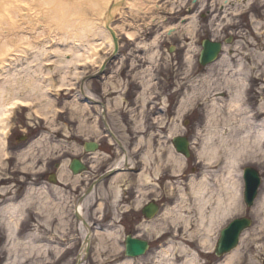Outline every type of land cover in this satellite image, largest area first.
Returning a JSON list of instances; mask_svg holds the SVG:
<instances>
[{"label":"rangeland","instance_id":"374dc122","mask_svg":"<svg viewBox=\"0 0 264 264\" xmlns=\"http://www.w3.org/2000/svg\"><path fill=\"white\" fill-rule=\"evenodd\" d=\"M228 1V4L225 5L224 0H156L159 11L148 13L144 16L136 15L134 14L135 12L131 14V11L126 9L121 16L117 17L115 23L125 27L127 31L136 30L140 35L138 39L133 42L129 41L124 35L121 36V56L115 62L109 63L110 69H108L106 73L110 74V76H107L106 79L101 78L102 82L101 86H99L101 88L102 98L105 97L109 99L110 103V110L107 111L106 117L103 118L102 112L99 114L94 111L95 109L90 113V109L83 104L84 102L81 98L66 96V92H61L60 95H57L55 91H52V98L55 101L56 107L59 109L57 117L53 118L54 128H44L43 134V131L36 129V127H44V121H39L35 118L31 119L32 117L28 120L25 119L23 114L20 115L19 121L17 120L14 122L7 139L11 143V146H16V144H18L15 141V137H22L23 135L28 136L37 132H39L37 137H39L41 141L44 140L43 143H58L56 142L58 140L60 141L59 143L64 144V148L58 150L56 154L65 152L66 150L68 151L69 148L67 145L81 146L84 140L85 142H100L102 146L95 154L97 158L94 165L97 166L96 169H99L101 174L117 167V164L121 162L122 158L124 156L126 157V154L121 152V150H116L117 156L119 153L122 156L117 158L118 160L116 161L111 160V156H116V153L113 151L114 147L110 145L113 141L110 137L106 136L109 133L105 128V123L109 125L112 133L117 135L118 138H126V143H123L124 147L129 145L130 147L134 145L135 147L141 146L143 150L146 151L148 146L147 142H152L153 155L156 157V160H153L148 166L147 173L151 176V180L146 183L147 186L143 189L148 190H144L140 198H136L134 193H139L140 180L138 174H141L143 169L145 170L142 164L140 165L141 170L138 174L132 173L133 170H129V172L124 173L126 174V176H124V181L115 184L116 186H120L123 191L117 203L113 199L110 183L112 184L113 179L119 174H115V176L103 181L99 186L103 189V192L100 193L98 189L95 195L88 198L90 203L87 205L85 203L84 214L90 224L92 223L94 226L98 227L105 221V215L107 220L112 223V225L109 224L102 227L111 230L114 229V231H116L117 248L113 249V252L110 250L103 251L99 254L100 258H97L98 242L93 239L91 254L85 258L83 264H116L118 260L123 259L122 256H124V254L122 249L125 245V238L127 235H133L140 239L148 240L151 245V249L148 253L143 257H139L136 264H152L154 258L158 256L161 249L164 246L166 247L173 239L175 245L181 244L183 235L189 236L188 238L190 239L191 234L189 235L185 228L182 230L179 227L176 228L175 225L171 226L172 224L170 221L166 223V229L163 230V233H165L164 235L157 231L159 229H153L152 226L149 227L150 225L148 226V224L150 223L155 226V221L145 222L146 220L141 213L142 207L148 200L153 198L156 199V203L161 205V212L156 219L163 218L160 214H165L168 208H173L174 206L181 208L180 204L183 203L182 195L179 188L174 186L173 183H176L175 181H183L182 189L185 190L183 193H185L187 198V201L183 203L185 207L183 213L185 217H193V222L196 220L197 209L194 206V199L192 198L191 188L188 184L193 177H196V181H199L201 175L208 170L207 165L203 162L198 163L200 161L198 156L202 146L204 147L206 131L207 128H209V124L206 120L207 115L211 110L212 112L215 111V107L216 110L221 109L224 112L222 116H219L221 114L217 115L219 119L222 117L230 118L231 121L228 125L223 123L222 127L226 125L230 126L228 133L235 129V131L231 133L233 136L239 138L245 137L246 132H248L250 128V120L255 123V129L258 126H264V0ZM170 27L175 28L171 36L167 34L168 32H165V29ZM209 37L222 42L228 39H233V41H231V45L225 49V58L222 59L225 60V64L219 61L215 65H211L209 67L210 69L208 68L209 70L201 71L198 69L197 59L201 51L202 40ZM50 50H52V48H50ZM105 51L106 50L102 51L101 59H108L112 53L111 50L108 53H105ZM252 55L256 57L253 58ZM32 56L33 55L30 57L32 58ZM57 56V54H54L45 59L52 60V63L56 65L59 61ZM228 56L232 58L234 65L239 61L245 64V71H249L251 68V71H253V73L248 76L250 82H248V84H251V88L248 86L247 89H245L246 93L244 94L242 105L239 111L235 112L237 121L231 118L233 113H231L229 109L232 97L230 95L231 92L226 91V87L215 89V87L217 88L225 81L222 75H220L223 71L231 68L232 70H228L231 76L232 73L238 70L237 68H232V66L230 67ZM247 56H250L252 59L250 58V61H248ZM153 58L155 59L154 61ZM28 61H30V59H27L26 62ZM99 61L100 59H97V61L85 65L84 68L80 67L79 70H81V72L84 70L94 74L95 70H97L96 66ZM20 63L22 64L24 62L21 61ZM43 64L45 68H49L46 62ZM10 67L14 69L16 65H11ZM34 68H36L35 64ZM114 70H117V73H114ZM74 71L75 69H72V72ZM81 72L78 71L79 74ZM218 76L221 80H218L219 82H217L215 86L211 82L217 79ZM237 76H240V74ZM103 77L105 78V75H103ZM53 78L56 80L55 76ZM47 81V79H44L43 84H47ZM147 83L150 87L146 90V93H144L143 86ZM93 87L95 88L94 85ZM103 89L106 91L103 92ZM69 93L75 94L76 92L70 91ZM189 95L194 96L192 98V104L184 107L182 102L184 99L190 101L187 100ZM119 98H122L123 105L116 106V101ZM251 101L253 103L256 102V106H254ZM258 105L259 107H257ZM72 106H77L78 111L74 110ZM251 106L254 107L251 109ZM34 109L35 108L30 107L29 109H25L22 113H28V111L32 113L31 111ZM179 109L185 111L179 115ZM255 112L258 114L261 112L262 117L259 120H256L258 115L253 116ZM98 115H100V120ZM179 116H183L182 119H179ZM244 119H247L249 123H242L241 120ZM97 123L100 133H96L97 135L89 133V128H93ZM193 123L199 124L197 134L199 150L197 151L196 159L193 157L188 160L187 158H183L185 159L183 162L185 178L181 179L179 176H175V178L172 177V174L169 175V173H171L170 170L165 173H160L164 175L163 177H159L160 174L157 175V168L161 162L158 163V160L160 157L166 160L169 149L173 147L171 142L174 137L185 136L191 139L193 134ZM241 124H243V127ZM20 125H25L29 132L26 134L20 131ZM83 126L86 128L82 129ZM250 129L252 130L251 133H254V128L251 127ZM74 130H77L75 134ZM175 130H178V133L170 137V134L175 132ZM130 133H136L138 135L137 140L140 141V145L134 144L132 146L131 142H134L136 138L130 139ZM67 136H70V139H68ZM224 137H226V135H224ZM227 139L230 147L234 148L238 146L232 138L228 137ZM218 141L219 139L217 138L216 143ZM31 144H33V142H31L30 145ZM7 151L11 153L10 149H7ZM70 151V153H74L76 150L70 149ZM8 152H6L8 154L6 158H10L9 156L12 154ZM248 153L252 156H247L249 158L248 162L242 165V184L244 183L242 175L243 169L250 166L255 167L262 176L263 183L260 189V194H262L264 191V143L263 151H258L257 148L250 147L248 148ZM133 155H137V153L127 154V156L130 157H134ZM6 162H9V160L6 159ZM165 165L168 164L165 162L164 167ZM21 166L22 165L17 168H13V166L9 168L8 166L0 167V189L4 187L6 193V196L0 200V206L8 203V201L13 202V194H18L19 187L17 188L16 183L13 182L14 176L17 178L16 175L19 174L23 177L29 176V178H32L36 175V177H38V173L41 172L39 168H36L35 172L31 175H23L21 174V172H23V169L20 168ZM122 168H125V165H123ZM117 171L114 173H117ZM25 172H32V169ZM92 173H94V171ZM95 174L99 175L100 173ZM89 178L92 179L93 175L90 174L86 176V181H89ZM173 179L175 181H173ZM210 182L211 184L214 182L213 177H210ZM242 186L241 205L244 207L245 213L235 214L227 219L225 218L222 223H220L222 226L216 229V232L224 229L236 218H251L253 220V225L245 231V233L248 232V234L250 233L251 235V244L250 247H248L249 249L246 250V258L251 259L249 264H264V231H258L260 229L261 219L253 213L258 201L255 202L253 207L248 208L244 202V185ZM38 187L39 186H36L39 191L42 187L39 189ZM30 188L36 189L33 187L32 183L27 184L25 191L23 193L20 191L21 196L19 199H22L26 192H30ZM173 189L175 193L176 191L178 192V196H175V194L171 192ZM20 190H22V188ZM43 190L44 189L39 192H43ZM32 192H34L33 196L38 199L40 196L39 192ZM147 192L149 193L148 198L150 199L143 202L144 198L148 196ZM132 193L134 195L133 198H131ZM52 197L61 204L60 214L51 217L48 216L47 213L36 214V210H29L28 214H26L27 219L23 220L24 226L19 227L20 235L18 236L20 241H6V236L3 240H0V264H25V262L29 260L28 258L31 257L34 259L33 263L29 261L27 264H43L45 258H43L41 253H37V249L31 248L34 245H47L48 248L51 247L53 251L51 253V258L54 264H76L74 258L80 252V249H78L76 253H74L73 250L75 249L77 233L82 239V232L74 231L70 233L67 230V223L70 222L68 217L69 210L66 209V204L68 205V202L62 203L63 196L58 195L57 191L54 192ZM141 203H143V205L139 210L138 208ZM100 205H102V208L99 207ZM47 209L48 206L46 207V210ZM166 220L167 219H165V221ZM46 222L50 223L49 227H47ZM182 226L183 224H181L180 227ZM192 227H194L193 230L196 228L195 223L192 224ZM91 230L96 233V229L93 227H91ZM178 230L180 234L179 237L176 236ZM3 231L4 230L1 228L0 235ZM98 231L103 232L102 230ZM219 231L218 233H220ZM257 234L260 235L258 236ZM33 236L39 239H33ZM198 236L192 235L191 237L196 241ZM218 238L219 235H216L215 239ZM110 242L111 244L113 243L112 241ZM191 243L193 242L191 241ZM240 247L241 244L238 248ZM118 248L120 249L117 250ZM194 248L198 250V247H193V249ZM42 253L44 254V252ZM68 257L69 259H67ZM199 258L202 264H214L216 261H220L214 254H209L208 256L201 254ZM111 260H115V262H111ZM237 264H248V262L243 257Z\"/></svg>","mask_w":264,"mask_h":264},{"label":"bare ground","instance_id":"6f19581e","mask_svg":"<svg viewBox=\"0 0 264 264\" xmlns=\"http://www.w3.org/2000/svg\"><path fill=\"white\" fill-rule=\"evenodd\" d=\"M117 2H121L122 5L119 7L116 6L117 8L113 10V17H109V11ZM228 2V0H224L225 5H227ZM126 9L131 11V14L132 12H135L134 14L142 16L159 11L156 0H0V167L8 166L9 168L13 166V168H17L22 165L20 167L23 169L21 174L31 175L35 172L36 165H39L40 169L44 171L45 168L43 169L41 167H45L50 161L63 160L64 156L68 158L71 157V154H69L70 152L66 155L67 150L56 154L58 150L64 148V144L59 143L60 141H56L58 143H43L44 140L41 141L40 138L30 140V135H23L22 137H15V141L18 144H16V146H11V143L7 140L14 122L17 120L19 121L20 115L22 114L25 116V119L28 120L32 117L31 119L35 118L39 121H44L45 126L40 128L36 127V129L43 131L44 128H54L53 118L57 117L59 113V109L56 107L55 101L52 98V93L54 91L57 95H60L61 92H66V96H76L77 98H81L84 102L83 104L90 109V113L93 112V109H95V112H98L99 110V114L110 110L109 99L105 98L106 101H103L104 99L99 98L98 100L93 92H100L101 78L106 79L107 76H110V74L105 71V69L108 68V65H105L107 60L115 62L121 56V51L116 54L113 49L116 40H121V36L124 35L129 41L133 42L136 41L140 35L136 30L127 31L125 27L115 23L117 17L121 16ZM174 29V27H170L165 29V32H168V35H172ZM169 32L171 33L169 34ZM113 35L116 36V39ZM226 47H228L226 44L223 45L224 55L218 61L214 60L213 62L215 63L212 65H215L219 61H222V64L226 63L225 60H222L225 58ZM50 48H52V50H50ZM103 50H106L105 53H108L110 50L112 51L109 59H101ZM54 54L58 55L57 58L59 60L56 65L52 63V60L45 59ZM31 55H33L32 58L30 57ZM252 56L253 58L256 57L255 55ZM250 58V56H247L248 61H250ZM27 59H30V61L26 62ZM97 59H100V61L97 63V70H95L94 74L84 70L81 72V70H79L80 67L84 68L85 65L97 61ZM231 59L232 58L228 56L230 67L233 66ZM154 60L155 59L153 58V61ZM21 61L24 63L21 64ZM44 62L47 63L49 68H45L43 64ZM34 64L36 68H34ZM11 65H16V67L13 69L10 67ZM244 66V63L238 61L237 64L232 67L237 68L238 70L232 73L231 76L228 71L232 70L231 68L223 71L220 75H222V78L225 79V81L217 88L215 87V89L226 87V91L231 92L230 95L232 97L229 109L231 113H233L231 118L236 119V121L237 115L235 112L239 111V108L242 105V100L246 93L245 89L249 86L248 76L253 73V71H251L252 68L249 71H245ZM72 69H75V71L72 72ZM78 71L81 73L79 74ZM99 73L105 75V78L101 75L98 79L91 82L92 78ZM114 73H117V70H114ZM238 74H240V76H237ZM54 76L56 77V80L53 78ZM44 79L48 80L47 84H43ZM218 80H221L219 79V76L217 79L212 80L211 83L216 86V83L219 82ZM143 87L144 93H146V90L149 89L150 85L147 83L144 84ZM70 91H75L76 93H69ZM193 97L194 96L189 95L187 100L190 101L183 100L182 104H184V107L192 104ZM121 105H123L122 98H119L116 101V106ZM30 107L35 108L31 111L32 113L29 111L28 113H22L25 109H29ZM72 107L74 110L78 111L77 106ZM184 111L185 110L183 109H179V115ZM223 113L224 112L221 109L216 110L215 107V111L212 112L211 110L207 115L206 120L209 124V128H207L206 131L204 147L202 146L198 157L201 162L207 165L208 170L201 175L199 181H196V177H193L188 184L191 188L194 206L197 209L196 220L193 222V217H185V214L183 213V209L185 208L183 203L187 201L186 195L183 193L185 190L182 189L183 181H175L173 179V181L176 182L173 183L174 186L179 188L182 195L183 203L180 204L181 208L176 206L168 208L165 214H160L163 218L156 219V216L161 212V205L157 204L156 199L154 198L148 200L150 199L148 198V192V196H146L147 198H144L143 200V202L148 200L147 203L143 207V203L139 205L138 209L140 210L142 207L141 213L146 220L145 222L155 221V226H153L152 223L148 224V226H152L153 229H159L157 231L163 235L165 234L163 233V230L166 229V223L169 221L172 224L171 226L175 225L176 228L179 227L182 230L185 228L187 233L189 235L191 234L190 239L188 238L189 236L183 235V240L180 245H175L173 239L166 247L164 246L161 249L158 256L154 258L152 264H202V261L199 258L201 254H204L205 256L215 254L216 256L223 257L220 261H216L214 264H237V262L242 260L243 257L248 264L251 260L246 258V250L249 249L248 247H250L251 244L250 233L248 234V232H246L241 236L240 248H238V246L235 249L228 250L225 246L226 242L224 243V240L221 243L223 247H218L221 241L220 233L222 230H218L220 232L218 233V231L216 232V229L222 226L220 223H222L225 218L227 219L235 214L245 213V209L241 205L242 185H245L244 183L242 184L241 181L242 165L248 162L249 158L247 156H252L248 153V148L255 147L258 151H263L264 126L259 127L257 125L258 127L255 129V123L252 120H250V123L247 119L241 120L242 123H249V127L254 128V133H251L252 130L249 128V131L246 132V136L239 138L231 134L235 129L228 133L230 126L227 125L231 121L229 117H222L219 119V116H222ZM218 114L221 115L217 116ZM182 117L183 116H179V119H182ZM260 117H262L261 112L256 117V120H259ZM223 123L227 124L225 127L228 128L222 127ZM24 126L20 125V131L27 134L29 131L27 130V127ZM105 126L111 140L117 141L115 144L116 147L119 146V144L126 143V138H118L117 135L111 132L109 125L106 124ZM241 126L243 127V124H241ZM84 128L86 127L83 126L82 129ZM89 129V133L95 135L100 133L98 123L93 128ZM76 132L77 130H74V134ZM177 133L178 130H175V132L170 134V137ZM224 135H226V137H224ZM228 137L232 138L238 146L234 148L230 147L228 144ZM176 138L180 139V136ZM217 138L219 141L216 143ZM183 140H186V138ZM197 141V139L194 140V144L199 150V142ZM31 142H33V144L30 145ZM139 143L140 141H138L137 144ZM171 144L173 147L169 149V154L166 160L162 157L158 160V163L161 162V164H159V167L157 168V175L170 170L171 173H169V175L172 174V177L175 178V176H179L181 179L185 178L183 162L186 157H182V155L185 154L178 150V147L182 149V141L175 142V139L173 138ZM147 145L145 153L142 151L143 148L141 146L136 147L139 148L137 151L144 153L140 158L145 167V170H143L138 176L140 183L139 193H134L136 198H140L144 193V190H148L143 189L147 186L146 183L151 180V176L147 173V169L153 160H156V157L153 155L152 142H147ZM75 147L77 151H80L83 146L75 145ZM95 147V144L90 143L88 149L90 151H95ZM7 149H10L12 154L9 153ZM122 151L126 154V157L124 156L121 162L117 164L118 166L115 167V170H118L116 174L119 175L114 178L115 180L113 179L112 184L110 183L113 199L116 203L120 200L123 191L120 186H116L115 184L124 181V176H126L124 173H126L125 171L128 169L126 166V168H122V166L124 165V162L125 165H128L127 154L129 155L131 153V147H123L121 149V152ZM6 152L11 154L9 156L10 158H6L8 156ZM121 156L122 155L119 153L118 157ZM6 159H8L9 162H6ZM165 162L168 165H165L164 167ZM30 169H32V172H25ZM93 171L94 170L88 171L84 174ZM44 174H47V171H44ZM163 175L164 174H160L159 177H163ZM16 176L20 175L17 174ZM20 177L22 178L23 176ZM210 177H213L214 179L212 184L210 182ZM49 179L55 184H66L72 180L66 169H62L58 174L54 173L51 176L49 175ZM13 182H16L21 186L25 184L24 181L16 180L15 176ZM99 182L100 181H96V183ZM51 183L52 182L46 180L45 182L38 184L37 181L35 184H32L33 187L36 188V186H39L38 189L42 187L39 191L44 189L43 192H39L37 188H30L31 191L26 192L22 199H19L21 195L13 194V202L8 201V203L0 206V227L4 230L0 235V240H3L6 236V241H20L18 236L20 235L19 227L24 226L23 220L27 219L26 214H28L29 210H36V214L47 213L48 216L51 217L60 214L61 204L52 200V193L56 190L57 192L59 191L58 195L64 196L65 194H61L62 190L58 189L56 185H53V189L48 188ZM96 187L95 184L90 186L85 185L84 190L81 193V200L78 202H76V200L74 201L73 212L68 214L70 222L67 223V230L70 233H73L74 229L77 227L76 222L71 219L78 215V210L80 213L84 214V200L86 201V205L90 203L88 198L98 192ZM4 189V187L0 189V200L6 196ZM99 190L100 193L103 192V189L99 188ZM32 191L39 192L40 196L38 199L33 196L34 192ZM171 192L175 194V196L178 194L177 191L175 193L174 189ZM63 202L66 203V198L64 197H62V203ZM81 205L84 206L82 207ZM47 206L48 209L46 210ZM99 207L102 208V205ZM253 213L261 219L260 229L258 231H264V191L260 195L258 204ZM165 219L167 220L165 221ZM194 223L196 228L193 230L194 227H192V224ZM181 224H183L182 227H180ZM46 225L49 227L50 223L46 222ZM98 230H100L99 226L96 228V233L93 232V239L98 242L97 258H100L99 254L101 252L106 250L113 252V249L117 248V233L114 229H108L105 232ZM78 231L79 230H75V232ZM91 231V228H86V231L83 230L84 234H89ZM192 235L201 236H198L195 241V239L191 237ZM216 235H219L218 239H215ZM257 235L259 236L260 234ZM176 236H180L179 230ZM35 237L36 236H33V239H39ZM110 241L113 243L111 244ZM191 241L193 243H191ZM193 247H198V250L195 248L193 249ZM31 248L37 249V253L43 255V258H45L43 264H54L53 259L51 258V253L53 252L51 247L48 248L47 245H34ZM81 249L84 254L86 244ZM119 249L120 248L117 250ZM122 250L124 254V256H122L123 259H120L121 261L117 259L118 261L116 264H136L137 260H139L138 258L143 257V254L146 251L140 252L136 249L139 251L138 255L137 251L135 253L126 245H124ZM261 250L263 251V249ZM42 252H44V254ZM28 259L29 260H27L25 264L29 261L33 263L34 259L32 257ZM82 259H80L81 262ZM84 261L85 259H83L81 264H83ZM111 262H115V260H111Z\"/></svg>","mask_w":264,"mask_h":264},{"label":"water","instance_id":"95a60500","mask_svg":"<svg viewBox=\"0 0 264 264\" xmlns=\"http://www.w3.org/2000/svg\"><path fill=\"white\" fill-rule=\"evenodd\" d=\"M120 3H115L111 10L108 13V16L113 17V10L117 7L121 6ZM117 6V7H116ZM113 37L116 39V36L113 35ZM203 51L201 52L200 56V63L202 65H207L209 63H212L214 60H216L217 56L221 52V44L218 42H211L209 40H205L203 43ZM119 51V41L116 40L115 42V53L117 54ZM182 141V149L178 147V150L183 152L186 156H189V151L187 149V140H183L182 138L176 139L175 142ZM87 146H90L88 143ZM245 179L247 181V199L246 202L251 205L253 200L256 197L258 186H259V176L256 171H253L252 169L245 170ZM248 220H239L234 222L227 228L223 234L221 241L219 243L218 247H223L221 245L222 241L224 240V243L226 242V247L228 250H231L235 248L238 245L239 242V235L240 233L249 226ZM126 244L128 247H130L135 253L137 251V254L139 255V251L143 252L146 249H148V244L145 241H139L137 239H133L131 237L127 238ZM138 249V250H136Z\"/></svg>","mask_w":264,"mask_h":264},{"label":"flooded vegetation","instance_id":"af4514ba","mask_svg":"<svg viewBox=\"0 0 264 264\" xmlns=\"http://www.w3.org/2000/svg\"><path fill=\"white\" fill-rule=\"evenodd\" d=\"M37 134H39V132L34 133V134H30L32 136H30L29 139H31V138H37L38 139L39 137H37ZM82 145H84V142H82ZM77 152H80V153H73V156L70 157V158L65 156L66 159H63V160L61 159V160H58V161H56V160L50 161L45 166V169H44V171H47V174H44V171L40 172L41 176L38 177V178H33V180H35L36 182L38 181V184L42 183V182H45L46 180L50 181L49 175L51 176L54 173L58 174L59 171L62 170V167H63L64 163L67 162V168H65V169H66L67 172H69V176H70V178L72 180L69 181L66 184H60L61 186H63V187H61V189L64 190L65 196L67 198H69V201H72L73 199H75L76 202L80 201L81 200V193L84 190V186L85 185H90L91 183H87L86 182V180H85V176L86 175L84 173L81 174V176H80L81 179L78 180V177L73 174V171L71 169H69V164L71 162H73V161H78L81 164H83L85 166V168L88 170V169H91V168H93L95 166L94 162H95L97 157L95 156V154H91L90 152H87L85 150L84 146L81 148L80 151H77ZM36 168H40L39 165H37ZM18 178H21V177L17 176V178H15V179L17 180ZM21 181H25V180L21 178ZM26 182H30V181L26 180ZM16 186L17 187L18 186L19 187H23V185L21 186V185H18V184H16ZM48 188L53 189V184L51 183ZM52 199H54V198H52Z\"/></svg>","mask_w":264,"mask_h":264}]
</instances>
